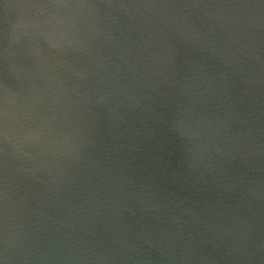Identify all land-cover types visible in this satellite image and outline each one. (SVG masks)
Returning <instances> with one entry per match:
<instances>
[{
	"label": "water",
	"instance_id": "95a60500",
	"mask_svg": "<svg viewBox=\"0 0 264 264\" xmlns=\"http://www.w3.org/2000/svg\"><path fill=\"white\" fill-rule=\"evenodd\" d=\"M0 264H264V0H0Z\"/></svg>",
	"mask_w": 264,
	"mask_h": 264
}]
</instances>
